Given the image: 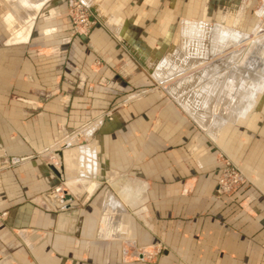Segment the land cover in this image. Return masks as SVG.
I'll return each mask as SVG.
<instances>
[{"label": "crops", "instance_id": "1", "mask_svg": "<svg viewBox=\"0 0 264 264\" xmlns=\"http://www.w3.org/2000/svg\"><path fill=\"white\" fill-rule=\"evenodd\" d=\"M0 1V26L5 35L3 46L6 50L28 46L35 23L38 24L39 37L47 40L52 38L53 33L57 34L66 27V3L63 0ZM261 19L264 21V17ZM53 20L55 22L52 23ZM111 20L116 23L118 34L119 19L115 17ZM103 27L104 30L95 29L89 38L93 51H102V37L113 34ZM7 62L10 67L16 65L28 69L38 66L34 60L26 58ZM102 62L107 68L113 65V59L109 57L102 59ZM31 73L30 76L38 83L35 86H39L43 77H39L34 70ZM26 74H29V70ZM31 81H20L14 96L9 93L3 97L8 100L3 106L4 112L0 113L5 118L4 126H0V133H4L3 143H7L10 136L11 139H20L23 146L18 145L9 151L0 142V149H5L0 154L29 156L43 152L45 147H53V152L58 149L62 151L63 158L64 154H77L84 149V160L69 166L71 182H75L76 187L82 186L83 190L81 198L72 197L74 202L65 212L50 214L40 204L42 202L33 198L44 192L45 178L48 179V186L59 181L63 185L66 180V176H63L67 164L65 158L61 162V178L54 174L47 177L46 172L41 170H8L0 175V264H8V258L12 260L23 255L24 258H20L25 264L26 259H31L35 264H44L47 242L52 243V258H56V253L60 254L63 243L64 249L72 254L71 258L75 255L73 258L92 259V246L95 243L104 244L109 240L116 244L138 241L141 234L137 229V221L141 211L148 210L147 201L152 212L148 223L152 219L155 221L153 235L170 249L165 259L180 260V264H255V261L264 264V193L256 188L237 200L215 198L214 191L220 174L217 157L223 154L232 160V152L226 150L227 146L215 142L196 120L185 113L197 127L180 122L176 129H180V132L176 133L169 123L156 122L159 126H156L158 132L155 138L160 146L154 150L152 145L146 143L144 149L148 148L157 155L154 160L156 166L160 162H164V166L160 171L155 167L144 168L143 175L141 125L140 122L135 123L137 118L127 123L125 118H118L116 122L104 125L96 121L88 129L96 128V132L101 131L100 136L90 133L91 138L87 141L78 143L80 140H75V144H67L65 138L50 137L47 133L50 131L49 125L54 131L61 127L58 102L54 98L49 101L52 109L39 106L37 94L31 95L28 88ZM83 95L94 99V103H99L97 99L101 97L96 96L94 91L84 92ZM12 98H17V101ZM29 98L34 101H28ZM28 109H36L37 116L28 114ZM171 118L169 116L164 120ZM125 127L130 133L127 140L124 138ZM114 131L116 139L113 141L109 139V134ZM207 137L217 149L216 153L214 150L213 153L206 152ZM144 177L151 179L150 182L142 184ZM98 192L100 194L96 201L89 203L88 200ZM80 206L88 210V214L79 216L81 218H73L70 214L66 217L68 212ZM128 218L132 219V224Z\"/></svg>", "mask_w": 264, "mask_h": 264}, {"label": "rangeland", "instance_id": "2", "mask_svg": "<svg viewBox=\"0 0 264 264\" xmlns=\"http://www.w3.org/2000/svg\"><path fill=\"white\" fill-rule=\"evenodd\" d=\"M63 3H66L67 28H62L57 34L53 33L50 40H47L45 37H39L37 33L38 24L35 23L28 46H16L11 50H6L3 46L5 35L2 26H0V106L2 107L0 108V113L4 112L3 106H5L6 101L8 102L3 97L9 93H12V96H14L17 93L16 86L20 81L33 80L34 82L28 83V88L31 95L37 94L39 106L52 109L49 106V101L54 98L56 103L58 102L57 106L59 107L62 119L61 127L54 131L51 130L52 125L48 124L50 128V131L48 130L47 132L48 135L50 137L65 138L67 144H75V140H80L77 141L78 143L83 140L87 141L89 140L88 138H91L90 135L94 133L100 136L101 131L98 130L96 132V128L90 135L85 132L88 126L90 127L91 123L96 121L104 125L107 122L108 124L116 122L118 118H125L126 123L137 118L135 123L140 122L141 125L142 140L140 148L142 152L141 169L143 175L144 168L155 167L160 171L164 166V162H160L156 166L154 160L157 155L152 154L148 148L144 149L146 143L147 145H152L154 150L160 146V142L156 139L158 132L156 126H159L158 123L160 124L162 121L169 123L170 126H173L174 133L180 132V129L176 130L180 122L181 124L185 123L197 127L187 117V115L192 117L188 111L183 110L186 100H184V97L187 98L193 94L191 89L193 91L195 88L193 87L194 82H190L189 85H182L183 87L181 86L180 90L178 87L174 94H170L164 89V84L147 70L148 66L146 63L148 62L146 60L152 62V59L162 61L169 58L173 63L181 66L182 70L180 69L181 71L179 70L178 74H174L173 77L171 76V78H167L166 80L173 83L178 77L181 78L187 73H192L196 68H201L202 65L217 62L224 54L230 51L234 52L236 49L238 50L240 44L243 45L240 42L233 44L236 39L234 38L231 45L233 47L232 50H227L226 53L222 52L219 56L217 55L218 52L230 46L227 43L226 46L221 45L217 47L218 50L210 49L208 60H202L199 56L200 52L195 51V46H186L184 43V21H191L193 23L205 21L207 23L208 28L204 32L200 29L194 30L191 35L192 38H197L200 44H203L200 38L204 37L205 39L202 38V40H208L206 36L207 32L212 30V35H215L214 32L217 34L222 24L228 28L232 27V32H235L237 35L247 36L257 22L264 17V15H260L259 17L258 13L264 0H102V2L100 0V13L99 11L95 13L92 10L95 15L92 14L91 9L82 3L81 0H63ZM71 3L73 4L71 5ZM1 7L2 3L0 1V11L2 10ZM98 14L99 16L103 15L108 21L115 17L116 19L118 18L120 30L117 34L116 28V35L112 34L111 36L108 33L109 37L103 36L100 41L102 51H93L94 49L90 45L89 40L90 36L92 37V32L95 29L104 30V25ZM82 19L85 22H82ZM260 21L263 20L261 19ZM206 30L208 31L206 32ZM238 31H245V33H238ZM212 46L214 45L212 44ZM237 46L239 47L237 48ZM53 48H55V51ZM139 54L142 55H140L141 58ZM106 57L113 59V65L110 68H107L102 62V59H106ZM25 58L30 61L34 60L38 64L37 68L28 67L27 69L25 66L18 67L16 65L10 67V63H6L10 59L24 60ZM263 69L264 66L262 71ZM27 70H29V74H26ZM32 70L39 74V77H43L42 82L37 86L39 88L35 86L38 83L30 76ZM92 91H94L96 96L102 97L97 99L99 103H94V99L83 95L84 92L90 93ZM106 93H108V97ZM181 98H183V101ZM12 100L17 101V98H12ZM28 101L34 100L29 98ZM92 106L97 107V109H92ZM35 110L31 111L28 109L27 111L30 112L28 114L36 117L37 111ZM169 116H172V118L164 120V118H168ZM44 117L49 120L47 115H44ZM4 119V115L0 114V126H4ZM46 122L49 123L50 121ZM151 124L154 125L151 127ZM3 134L0 133V142L2 143L5 142ZM128 134H130L128 127H125L124 138L126 140ZM104 137L107 139V134ZM69 138L72 140H69ZM109 139H113V141L116 139L115 131L109 134ZM207 142L206 152L213 153L214 150L216 153L217 149L212 145V141L208 138ZM222 142L223 145L227 146L226 150L232 152L234 159L232 158L233 161L230 160L238 166L244 177L239 185L240 187L231 196H226L225 198L237 200L240 197H244L248 191L252 193L256 188L264 193V98L261 99L258 109L255 107L252 110L248 123L229 128ZM18 145L20 147L23 146L22 141L14 137L11 139L9 136L8 142L4 144V147L10 151ZM4 150V148L0 149V151ZM110 151H112L111 148ZM74 153L63 155L65 162L70 163L66 164L68 175L69 166L79 160L73 158ZM54 154L53 147L50 149L45 147L43 152L34 153L29 156L20 154H15L16 157L12 154L4 156L2 153L0 154V175L6 173L8 170H21L24 172L41 170L42 172H46L47 177L51 176L50 174L53 175V173L49 170L48 165L53 166L57 163L52 159L54 158ZM79 154L82 158L79 161H83V156L86 154L85 150L82 149ZM220 155L217 157L219 167L221 166L219 161L225 158L223 154ZM13 158L27 160L26 162L12 164L11 159ZM219 170L220 176L222 170L221 168ZM67 179L69 178L66 177L63 185L59 181L57 184L48 186V179L45 178L44 192L38 194L37 198L34 197L33 199L42 202L40 204L50 214L65 212L67 209L66 204L70 202L72 206L74 202L73 200L65 201L66 195L73 194L67 187ZM150 180L144 177L142 178V184L143 182L147 184ZM56 190H62L64 193L67 192L62 196L64 197L63 205L66 207L59 203L61 196L58 197L56 195L54 199L52 198L54 201H50L49 197L52 194L55 195ZM99 194L100 192L96 193L88 200L89 203L95 202ZM69 196L74 197L75 195ZM214 196L218 198L215 191ZM146 198L148 197L146 196ZM149 204V201H147V206H145L148 210H142L139 221H137V225L139 224L137 229L141 234L138 241L116 244L109 240L108 243L104 244L95 243L92 246L94 249L92 259L73 258L75 255L71 258L70 255L72 254H69L68 250L64 249L63 243H61L60 254L56 253V258H52L50 255V252L53 250L52 243L47 242L45 244L44 264H180V260L165 259L170 249L153 235L156 228L153 225L155 223L154 219L148 223L149 216L151 217L152 213L149 211L151 208ZM59 207L64 209L60 210ZM84 209L81 206L77 207L70 213L68 212L66 217L70 214L73 218H81L79 216L88 214L89 212ZM128 219L132 224V219ZM65 231L66 233L68 232L67 229ZM150 237L151 240H149ZM100 247H102V250ZM139 256H142L143 259L140 260ZM20 257L13 258L12 260L8 258L7 262L8 264H25L21 259L24 258V255ZM25 262L26 264H35L31 259H26ZM257 263L258 261H255V264Z\"/></svg>", "mask_w": 264, "mask_h": 264}, {"label": "bare ground", "instance_id": "3", "mask_svg": "<svg viewBox=\"0 0 264 264\" xmlns=\"http://www.w3.org/2000/svg\"><path fill=\"white\" fill-rule=\"evenodd\" d=\"M81 2L86 4L95 13L98 11L100 13V0H81ZM258 13L259 17L260 15H264V3ZM99 18L102 20L104 26L116 35L115 23L111 19L108 21V19L104 18L103 15H100ZM260 20L250 30V33L247 36H242L241 34L237 35L235 32H232V27L228 28L223 24L220 25V31H218L217 34L214 32L215 35H212V30H206V32L208 31L206 34L208 40H204V37H202L204 38L203 40L200 38L203 44H200L197 38L194 39L191 35L194 30L200 29L204 32V30L208 28L207 23L205 21L199 23L184 21V43L186 46H195V51L200 52L199 56L202 60H208V53L210 52V49L218 50L217 47L221 45L226 46L227 43L230 44L227 49L224 48V50L222 49L223 51L218 52V56L222 54V52L226 53L227 50H232L233 47L231 45L234 38L236 39L233 44L240 42L243 43V45L240 44V47L237 46V48H239L234 52L230 51L227 54H224L222 57L223 59L221 57H217L220 59L217 60V62L202 65L201 68H196V70L192 73H184L185 75L183 77H178V79L173 83L166 80L167 78H171V76L173 77L174 74H178V72L182 70L181 66L176 65L169 58L163 59L162 61L152 59V62L146 60V62H148L146 63L148 66L147 70L152 73L154 77L158 78L157 80L164 84V89L170 94H174L176 88L178 89L179 87L180 90L182 85H189L190 82H194L193 87L195 88L193 91L191 89L193 94L189 95L187 98L184 97V100H186L184 102V106H182L186 111H188L192 118L205 129L206 133L215 142H218L222 146V141H224V137L228 129L236 125H245L248 123L252 110L255 107H258L264 95V69L262 71L264 66V21ZM198 36H200V34H198ZM212 44L214 46H212ZM188 50L190 49L188 48ZM191 50L193 49L191 48ZM140 55L141 54H139V56ZM198 64H200V62H198ZM220 64H222V66H220ZM181 99L183 101V98ZM181 103L183 104V102ZM85 132L90 135V133L93 132V127L86 129ZM73 158H77L79 160L82 159L80 154H76V152L74 153ZM52 159L57 162V166H55L56 164L53 166L59 171L63 158L61 159L55 152L54 158ZM64 173L63 176L69 178L67 179V187L73 192V194H68L80 197L83 187H76L74 184L75 182H71V178L67 171ZM65 193L63 192V194ZM56 195L57 193L55 195L52 194L49 197L51 202L54 201L53 199ZM62 196V200L60 199L59 201L60 205L64 204V197ZM66 206H70V202H68ZM59 209L63 210L64 208L59 207Z\"/></svg>", "mask_w": 264, "mask_h": 264}, {"label": "built area", "instance_id": "4", "mask_svg": "<svg viewBox=\"0 0 264 264\" xmlns=\"http://www.w3.org/2000/svg\"><path fill=\"white\" fill-rule=\"evenodd\" d=\"M73 3H71L72 5ZM82 22H85L82 19ZM221 156V155H220ZM220 168L222 170L221 175L218 178L215 193L219 198H225L226 196H231L235 190L240 187L242 180L244 179L242 173L240 172L238 166H236L230 159L223 158L222 161H219ZM57 196H62V190H56Z\"/></svg>", "mask_w": 264, "mask_h": 264}, {"label": "water", "instance_id": "5", "mask_svg": "<svg viewBox=\"0 0 264 264\" xmlns=\"http://www.w3.org/2000/svg\"><path fill=\"white\" fill-rule=\"evenodd\" d=\"M65 147H68V146L66 145ZM56 153L62 159V151H58ZM4 156H6V155L4 154ZM26 160L27 159H21L20 160L18 158H13L11 160V162H12V164H18V163L24 162ZM48 168L57 178H61V172H63V168L62 167H60L59 171L52 165H48ZM72 200H73V198L71 196H68V195L65 196V201H72ZM67 208H69V206H67ZM139 259L142 260L143 259L142 256H139Z\"/></svg>", "mask_w": 264, "mask_h": 264}]
</instances>
